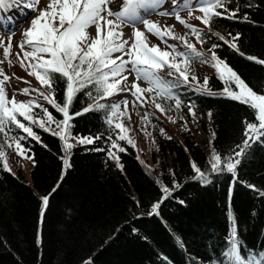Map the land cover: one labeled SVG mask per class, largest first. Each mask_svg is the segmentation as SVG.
I'll list each match as a JSON object with an SVG mask.
<instances>
[{"label":"trees","instance_id":"1","mask_svg":"<svg viewBox=\"0 0 264 264\" xmlns=\"http://www.w3.org/2000/svg\"><path fill=\"white\" fill-rule=\"evenodd\" d=\"M237 6L236 19L216 18L211 31L207 26L201 30L205 43L195 42L205 60L217 44L216 55L254 92L264 94V63L255 62H264V0L228 3L229 9ZM245 16L247 20L242 19ZM237 34L238 51L219 39L223 35L231 41ZM192 64L201 85L208 78L212 94L196 91L195 84L173 89L182 101L179 112L184 118H190L188 105L193 106L197 130L182 131L179 138L155 132L154 170L124 141L120 145L126 151L119 153L122 169L108 158L109 137L115 139L118 129L107 124V108L70 121L72 137L101 136L93 144H73L70 154L58 136L33 126L41 142L22 141L30 150V182L21 173L4 170L0 161V264H213L224 247L229 216L235 217L247 248L264 249V196L259 195L264 191V143H253L238 158L235 176L227 171L213 173L209 163L212 149L225 160L235 156L253 112L222 95L224 83L213 67L200 60ZM55 88L57 102L62 103L66 85L57 79ZM88 91L96 94L93 86L77 93L70 115L93 103L85 94ZM38 103L63 119L46 101ZM100 103L110 106L113 101ZM150 117L161 122L154 113ZM16 135L24 134L15 129L8 133V137ZM4 141L0 134V150L6 148ZM192 163L209 182L195 178ZM161 185L171 190L167 199H162ZM161 200L158 214H151Z\"/></svg>","mask_w":264,"mask_h":264},{"label":"snow or ice","instance_id":"2","mask_svg":"<svg viewBox=\"0 0 264 264\" xmlns=\"http://www.w3.org/2000/svg\"><path fill=\"white\" fill-rule=\"evenodd\" d=\"M229 2L230 0H197L194 6L193 0H48L45 7L39 9L40 0H0V27L8 32L9 37L7 42L0 39V48L3 49L4 57L0 60V64L6 61L11 66L9 59L11 38L15 33L9 25L14 24V18L7 13L17 8L27 10L24 14L32 13L33 17L29 29L23 33L24 39L18 45L21 52H18L16 56L21 67L28 71V75L34 76L47 89L48 94L45 95L37 89L30 88L19 91L23 95L38 92L44 101L63 116L62 120L57 119L34 99L27 102L17 101L15 95L9 99L5 85L10 81V77L4 73L3 69H0V77H2L0 78V134L5 136L4 143L9 148L14 147L17 155L31 159L28 156L30 150L23 145L22 141L31 138L38 143L41 142L40 136L33 130L35 126L44 132L58 136L63 142L65 153L70 154L73 147V144L68 142L70 139L80 145L93 144L101 139V136L72 137L70 121L75 116L86 112L107 108L109 113L107 124L114 130H119L115 133V139L109 137L110 146L107 149V155L122 169V165L119 164V153L126 149L120 145V142L124 141L130 146H135L134 141L128 136L130 129L119 120L120 117L128 115L129 101L123 100V111L119 103L106 106L100 101L121 92H128L135 98L133 107L137 102L142 107L147 102L144 94L150 93L152 94L151 102L162 114L171 111V108H165L157 102V98L174 100V107L178 110L181 108L182 101L174 94L175 88L195 84L196 91L207 95L212 94L207 88L208 78L205 77L201 85L197 76L190 72L192 62L200 60L201 63H207L215 69L218 79L224 83L222 95L225 98L247 105L253 112L254 119L245 123L244 138L241 144L237 145L239 150L235 152V156L225 160L215 149L211 151L209 161L211 172L218 174L227 171L235 176L236 168L240 163L238 158L244 156L253 143L257 141L264 143V140H261V137H264V94L254 92L224 60L216 55L217 44L214 43L211 46V58L205 60L204 53L197 51L186 35L177 36L173 32V27L162 28L148 18L152 14L174 17L180 25L189 29L197 43L203 45L205 39L202 32L189 25L181 17V11H188L191 16L193 11L198 10L202 16L196 19L201 20L211 31V24L216 18L229 20L237 18L239 6L229 9ZM166 3L169 5L168 8H165ZM242 19L247 20V17ZM129 24L134 27V31L131 37L124 38L122 29ZM138 25H143L144 30H140ZM92 28L95 29L94 33L90 31ZM145 32L156 36L171 50H162L159 45L150 46ZM166 37L182 41L186 50L178 51L175 45L167 44ZM219 39L238 51L236 41L239 39V34L233 36L231 41L226 40L223 35H219ZM255 62L264 63L258 59ZM165 68L175 82L165 81L159 75ZM132 74L134 79L129 84V75ZM57 79L66 85L62 103H58L55 96ZM140 82L145 83L147 87H141ZM232 85H235V88ZM89 86L95 88L96 94L93 95L91 91L85 94L93 103L85 107L82 112L70 115L69 109L76 94ZM35 109H40V113H37ZM188 111L195 118L196 114L192 105H188ZM168 119L175 122L171 116ZM147 121L146 113L142 123ZM12 129L24 135L8 137ZM161 133L163 134V129ZM93 150L105 151L104 148ZM4 156L5 153L0 151V159ZM63 163L65 168L70 166L67 158ZM191 167L196 173V179L209 182L206 173L195 163H192ZM3 168L10 171L6 160L3 161ZM175 187L178 188L180 185L177 184ZM161 189L162 199H167L171 195L170 188L161 185ZM253 190L257 191L255 188ZM259 195L264 196V191H260ZM161 202L162 200L158 201L151 208V214H158ZM47 205L48 198L44 197L43 208ZM41 216H43V210ZM242 247L244 254H242ZM213 264H264V249L247 248L239 236L235 217L229 216V229L224 237V247L221 249L220 258L213 261Z\"/></svg>","mask_w":264,"mask_h":264},{"label":"rangeland","instance_id":"3","mask_svg":"<svg viewBox=\"0 0 264 264\" xmlns=\"http://www.w3.org/2000/svg\"><path fill=\"white\" fill-rule=\"evenodd\" d=\"M197 0H193V5L195 6ZM47 4L46 0H40L38 5L39 9H42ZM167 6H169L167 4ZM27 10L17 8L13 11L7 13L14 18V24L9 25V27L14 31V35L11 38V54L9 59L11 60V66H9L8 62H4L0 64V69H3L4 73L10 77V81L5 85L7 97L11 99L13 95H15V99L17 101L27 102L28 100H36L38 103L39 100H43L38 92H30L28 95H23L20 93L19 90L24 88L30 89H37L39 92L47 93L44 90V86H42L39 81L35 79L34 76L28 75V71L25 68H22L20 65V61L17 59L16 54L21 52L19 48V43L22 42L24 39L23 33L25 30L29 29L30 21L33 17L32 13H28L25 15L24 12ZM181 17L186 20V22L199 29L200 31L205 29L206 26L201 22V20L196 19L198 16H202L198 10L193 11L191 16L189 15L188 11H181ZM152 21L155 20L157 24H159L162 28L164 26L173 27V32L177 36H187L189 42L195 45L197 51H199L198 44L195 42V37L191 35L189 29L185 28L184 26L180 25L174 17H162L157 14H152L148 17ZM141 26V25H138ZM0 39L4 40L5 42L8 41V32L4 31L2 27H0ZM133 26L131 24L126 25L123 27L122 31H132ZM147 37L148 43L150 46L152 45H159L162 50H171L169 49L163 42H161L156 36L152 35L151 33L145 32ZM167 39V44L175 45L178 51H185L184 45L182 41L175 40V39ZM22 56V53H21ZM3 49L0 48V60H3ZM27 63V62H26ZM194 65L191 64L190 72L193 73ZM159 75L165 81H172L173 77L168 75V70L165 68L162 70ZM2 78V77H0ZM19 78V79H17ZM134 79V74L129 75L128 83ZM27 81V83H25ZM141 87H147V85L143 82H140ZM150 93H145L144 98H147V102L141 107L140 103L137 102L136 106L133 107V101L135 100L134 97L130 95L128 92H121L119 94H115L111 97L106 99H110L113 101V104L119 103L121 104V111L124 110L123 100L127 99L129 101L128 108H127V116H122L119 118L120 121L123 122L124 126L130 129L128 136L134 141L135 152L137 157L140 159L142 163H144L149 169L154 170L156 165L151 160V152L155 149V142H154V133L161 135H166L170 137L179 138L182 131H188L191 133H195L196 128V120L192 116L190 118H184L182 114H180L179 109H175L174 107V100H160L157 98V102L161 103L165 108H171V111H168L166 114H162L159 110H157L154 104L151 102ZM148 114V121L146 123H142V120L145 117V114ZM156 114V116L161 120V122H155L151 119L150 115ZM171 116L175 122H171L168 117ZM161 129H163V134L161 133ZM119 131V130H118ZM72 144H76L74 142H70ZM5 156L3 159H0L2 166L3 161L6 160L10 172L18 175L19 173L30 182L31 176L30 171L32 168V162L30 159L24 158L22 155H17L16 151L13 148L7 147L3 150Z\"/></svg>","mask_w":264,"mask_h":264},{"label":"bare ground","instance_id":"4","mask_svg":"<svg viewBox=\"0 0 264 264\" xmlns=\"http://www.w3.org/2000/svg\"><path fill=\"white\" fill-rule=\"evenodd\" d=\"M46 1H47V3H48V0H46ZM168 7H169V6H167V3H166V4H165V8H168ZM154 22H155V20H154ZM138 27L140 28V30H144V29H143V25L138 26ZM0 29H1V28H0ZM90 31L94 33V32H95V29L92 28V29H90ZM133 31H134V28H133L132 31H126V32H123V33H124V38H129V37H131ZM125 59H127V57H125Z\"/></svg>","mask_w":264,"mask_h":264}]
</instances>
